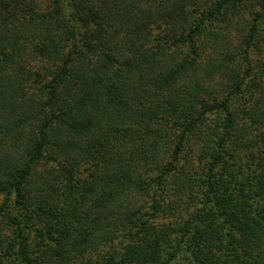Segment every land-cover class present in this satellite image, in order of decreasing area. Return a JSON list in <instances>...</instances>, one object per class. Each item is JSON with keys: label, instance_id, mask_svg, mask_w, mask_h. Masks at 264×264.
<instances>
[{"label": "trees", "instance_id": "trees-1", "mask_svg": "<svg viewBox=\"0 0 264 264\" xmlns=\"http://www.w3.org/2000/svg\"><path fill=\"white\" fill-rule=\"evenodd\" d=\"M0 264H264V0H0Z\"/></svg>", "mask_w": 264, "mask_h": 264}]
</instances>
